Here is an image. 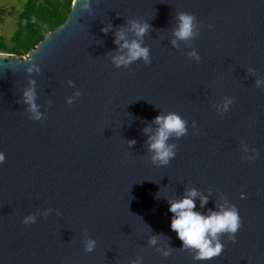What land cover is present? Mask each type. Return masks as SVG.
<instances>
[{
	"label": "water",
	"instance_id": "obj_1",
	"mask_svg": "<svg viewBox=\"0 0 264 264\" xmlns=\"http://www.w3.org/2000/svg\"><path fill=\"white\" fill-rule=\"evenodd\" d=\"M121 31L147 61L117 66ZM170 113L187 131L165 165L150 137ZM0 154V264H264V0H74L27 56L0 54ZM193 189L195 211L239 212L211 259L171 227Z\"/></svg>",
	"mask_w": 264,
	"mask_h": 264
},
{
	"label": "clouds",
	"instance_id": "obj_2",
	"mask_svg": "<svg viewBox=\"0 0 264 264\" xmlns=\"http://www.w3.org/2000/svg\"><path fill=\"white\" fill-rule=\"evenodd\" d=\"M179 20V26L175 31L176 37L179 40L192 38L196 34L195 17L187 13H181ZM131 27L136 32V35L142 38L150 26L147 23L132 22ZM120 41H124L121 48L127 49V54L114 57V62L117 66L128 65L140 58H144L145 61L148 60L149 50L141 46V41L132 40L129 42L123 31L118 33L116 42L119 44ZM173 43L175 44L176 41H173ZM191 55L196 56V53L193 52ZM258 83L260 82L258 81ZM26 97L28 102L32 103L34 93L29 91L26 93ZM32 106L35 108L34 103ZM155 122L160 127L157 134L150 137V149L154 152L153 161L166 165L169 163L170 158L175 155V145H170L167 141L173 134L177 137L184 135L187 131V122L176 113L158 116ZM3 160L4 156L0 154V162ZM197 196L198 192L193 189L182 200L170 203V211L174 214L171 227L178 233L185 248L196 250L195 258L197 260H206L221 254L224 246L220 242V234L225 232L231 233L233 234L232 239L235 241V233L241 227V220L238 209L234 206L231 208H221V211L212 212L210 215H203L195 211V198ZM202 203H207V197L202 198ZM151 242L154 244L156 242L155 238ZM94 243V241L88 242L87 248L89 251L92 250ZM165 255H168V253H165Z\"/></svg>",
	"mask_w": 264,
	"mask_h": 264
},
{
	"label": "trees",
	"instance_id": "obj_3",
	"mask_svg": "<svg viewBox=\"0 0 264 264\" xmlns=\"http://www.w3.org/2000/svg\"><path fill=\"white\" fill-rule=\"evenodd\" d=\"M74 0H25L16 31L7 42L0 39V54L27 56L71 14Z\"/></svg>",
	"mask_w": 264,
	"mask_h": 264
},
{
	"label": "rangeland",
	"instance_id": "obj_4",
	"mask_svg": "<svg viewBox=\"0 0 264 264\" xmlns=\"http://www.w3.org/2000/svg\"><path fill=\"white\" fill-rule=\"evenodd\" d=\"M25 0H0V39L7 42L16 31L18 16Z\"/></svg>",
	"mask_w": 264,
	"mask_h": 264
}]
</instances>
